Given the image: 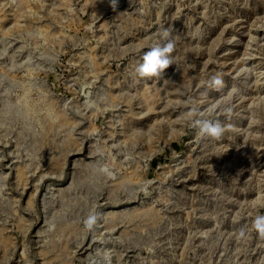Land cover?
<instances>
[{
    "label": "rangeland",
    "instance_id": "374dc122",
    "mask_svg": "<svg viewBox=\"0 0 264 264\" xmlns=\"http://www.w3.org/2000/svg\"><path fill=\"white\" fill-rule=\"evenodd\" d=\"M257 215L264 0H0V264H264Z\"/></svg>",
    "mask_w": 264,
    "mask_h": 264
},
{
    "label": "clouds",
    "instance_id": "9594fccd",
    "mask_svg": "<svg viewBox=\"0 0 264 264\" xmlns=\"http://www.w3.org/2000/svg\"><path fill=\"white\" fill-rule=\"evenodd\" d=\"M110 7L115 10L119 4V0H108ZM173 28H163L161 30V41L151 46L142 57V62L136 68L137 74L142 78L161 77L165 69L173 64L171 53L174 50V41L170 38ZM213 85H220L222 83L219 76L211 77ZM194 126L199 131L213 138H219L223 132V127L219 121L197 119ZM98 219V214H92L85 220V226L91 228ZM253 228L256 232L264 236V215H257L253 221ZM239 235L243 237L245 231L240 230Z\"/></svg>",
    "mask_w": 264,
    "mask_h": 264
}]
</instances>
